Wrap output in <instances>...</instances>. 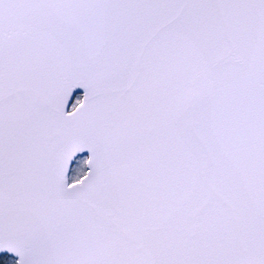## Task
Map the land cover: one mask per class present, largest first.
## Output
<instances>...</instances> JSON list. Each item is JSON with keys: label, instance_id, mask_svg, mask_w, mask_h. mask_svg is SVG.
I'll use <instances>...</instances> for the list:
<instances>
[{"label": "snow or ice", "instance_id": "6c2138e0", "mask_svg": "<svg viewBox=\"0 0 264 264\" xmlns=\"http://www.w3.org/2000/svg\"><path fill=\"white\" fill-rule=\"evenodd\" d=\"M0 264H264V0H0Z\"/></svg>", "mask_w": 264, "mask_h": 264}]
</instances>
